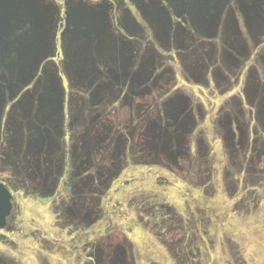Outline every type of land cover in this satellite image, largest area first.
I'll list each match as a JSON object with an SVG mask.
<instances>
[{
	"label": "rangeland",
	"instance_id": "1",
	"mask_svg": "<svg viewBox=\"0 0 264 264\" xmlns=\"http://www.w3.org/2000/svg\"><path fill=\"white\" fill-rule=\"evenodd\" d=\"M176 1L125 12L133 102L101 69L107 4L16 0L31 65L0 78L17 205L0 261L264 264V0H199L182 19Z\"/></svg>",
	"mask_w": 264,
	"mask_h": 264
},
{
	"label": "flooded vegetation",
	"instance_id": "2",
	"mask_svg": "<svg viewBox=\"0 0 264 264\" xmlns=\"http://www.w3.org/2000/svg\"><path fill=\"white\" fill-rule=\"evenodd\" d=\"M98 3L101 5H106L107 4V9L105 11H102L103 15L102 17L105 16L106 18V24L105 26L109 30V35L108 37V42H107V47H111L112 51L110 53L104 52L103 53V60L104 63L101 66V69H103V75L105 69H112L114 73V79L115 83H120L119 86H114L111 84L112 87H114V90H120L122 87L128 88L130 90V94L132 96L133 102L136 101L135 98V69L132 70V72L125 71V69L128 67L127 58L129 57L128 52H124L125 48H119V43L121 41L127 40V38L130 36L131 31L129 29L128 24L126 23V20L124 18L125 12H129L132 8H137L142 9V11L149 13V16H151L152 11V6L150 5V0H143L144 4H138L137 0H96ZM153 0H151L152 2ZM168 1V0H166ZM170 2L172 0H169ZM178 1V2H177ZM177 5H176V14L179 16L178 13H181L182 17H186L187 13L193 12L196 13L197 11H204L203 9L199 8L198 10V1L199 0H177ZM204 1H209V0H204ZM96 2V3H97ZM95 3V2H94ZM190 4L192 5V8L190 7ZM92 8H95L96 10L100 9V6L97 4L96 5H90ZM171 7L168 4H165L162 6V8H168ZM101 13V10H98ZM62 16V28L60 31H64L65 28L67 27V23L69 22V14H67L66 10L63 12ZM179 16L181 19L182 17ZM104 18V19H105ZM194 20V21H193ZM193 22H195L196 25H198V20H195L193 17ZM210 23V21H209ZM205 27H207L205 25ZM60 37H64L63 33H59V39ZM106 38L103 37V39ZM184 39H182L183 41ZM127 42H125L126 44ZM118 45V46H117ZM121 45V44H120ZM123 46V44H122ZM130 48L131 45L129 44ZM120 50H123V52ZM127 57V58H126ZM104 67V68H103ZM129 73V74H127ZM105 76V75H104ZM126 76V77H125ZM125 77V78H124ZM106 78V76H105ZM145 79V76H140L138 77V80L142 81ZM124 81V82H123ZM3 169V168H2ZM4 171V169H3ZM9 177V176H8ZM7 178V180H9ZM6 180V179H5ZM1 181V180H0ZM7 187H9L6 182L2 181ZM10 189V188H9ZM11 191V189H10ZM12 194V199H11V204H12V210L10 215L6 218V225L4 229L0 230V233L2 232H10L13 231L12 224L16 216V203H15V197L13 195V192L11 191ZM0 264H7V262L0 261ZM84 264H101V261H97L95 259L87 260L84 262Z\"/></svg>",
	"mask_w": 264,
	"mask_h": 264
},
{
	"label": "water",
	"instance_id": "3",
	"mask_svg": "<svg viewBox=\"0 0 264 264\" xmlns=\"http://www.w3.org/2000/svg\"><path fill=\"white\" fill-rule=\"evenodd\" d=\"M16 0H0V78L14 72L30 69L31 61L19 57L16 43L11 42L13 32L17 30V23L23 22ZM25 14V13H23ZM20 45V44H19ZM12 194L2 181H0V230L6 225V218L12 210Z\"/></svg>",
	"mask_w": 264,
	"mask_h": 264
}]
</instances>
